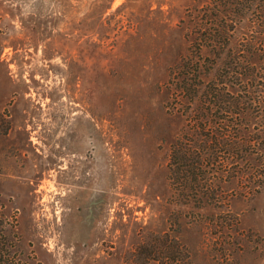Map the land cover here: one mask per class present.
<instances>
[{"label": "rangeland", "instance_id": "obj_1", "mask_svg": "<svg viewBox=\"0 0 264 264\" xmlns=\"http://www.w3.org/2000/svg\"><path fill=\"white\" fill-rule=\"evenodd\" d=\"M209 3L0 0V264H264V15L197 52ZM231 56L243 114L206 126L232 121L235 151L191 172L209 102L177 68L205 89Z\"/></svg>", "mask_w": 264, "mask_h": 264}, {"label": "trees", "instance_id": "obj_2", "mask_svg": "<svg viewBox=\"0 0 264 264\" xmlns=\"http://www.w3.org/2000/svg\"><path fill=\"white\" fill-rule=\"evenodd\" d=\"M250 11H257L264 15V0H211V3L206 6V11L204 12L206 16V19L202 21L204 24L201 26V24L197 23L199 26L198 40L193 48L199 52L206 45L210 46L213 50H223V44L229 40L230 36L227 34L229 30L224 29L223 25L220 26L221 23L218 20L220 16L226 14L225 16L236 19L235 17L240 16L241 18L242 15H245L244 12L248 13ZM213 12L216 14L213 15ZM240 13L243 14L240 15ZM234 22L235 20L231 23ZM230 59L225 64V70L221 73H215V81L208 83L205 89L200 80L203 71L201 67L203 66L199 65L194 67V63L187 61L177 68L179 72L176 74L177 77L175 79L177 82L176 91L180 95L193 100L202 94V97L209 102L207 105L205 104L207 108L198 105V110L195 113H199L198 119L195 120L199 139L193 140L192 143L190 140L188 141L191 144L190 156L188 155L190 158V166H192L191 172H194L192 170L196 171L198 169L197 164L202 166L203 158H207L209 161H215L214 159H218L220 154L228 156L230 151H235L233 148V145H235L234 141L227 139L228 137L225 135L230 131V127H233L230 126V123L234 125L232 121L229 122L223 119V122H219L225 128L224 134L220 132V129L223 128H220L217 122H214V127L206 126V120H210L211 118H214L216 121H222V119L214 117L217 110L222 109L218 105H223L224 107V111H221V113L233 115L236 111L239 115L243 114L241 111L242 108L240 107L241 104L237 101L232 102V98L224 94L226 91L224 88H221L223 85L222 82L220 85L217 83L218 80L234 78L237 74L234 70L238 67L240 68V64L237 62L238 59L232 56ZM212 68L213 66L209 69ZM202 113H205L206 117L200 115ZM178 160L181 161L180 164L183 163L184 169H188L187 157L184 151H181ZM176 261L174 260L173 264Z\"/></svg>", "mask_w": 264, "mask_h": 264}]
</instances>
